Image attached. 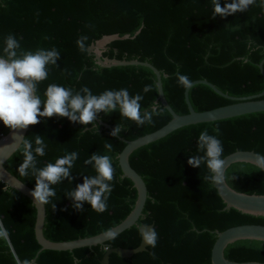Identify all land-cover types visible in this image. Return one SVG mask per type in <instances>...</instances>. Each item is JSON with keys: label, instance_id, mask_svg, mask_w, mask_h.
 I'll list each match as a JSON object with an SVG mask.
<instances>
[{"label": "trees", "instance_id": "trees-1", "mask_svg": "<svg viewBox=\"0 0 264 264\" xmlns=\"http://www.w3.org/2000/svg\"><path fill=\"white\" fill-rule=\"evenodd\" d=\"M220 3L223 6L225 0ZM259 4L257 0L244 12L213 18L211 0H0V54L8 34L18 39L23 50L56 48L61 53L58 67L49 65L48 79L38 85L42 98L51 83L74 90L87 86L93 94L126 88L132 95H143L142 110L153 103L160 108L153 123L142 126L122 118L118 111L101 112L96 120L97 131L91 124L85 126L56 116L40 118V123L30 125L26 138L34 143L35 135H41L47 145L46 155L37 157L38 166L72 151L79 153L71 169L73 180L53 185L56 195L45 205V237L72 240L98 234L121 222L133 208L137 191L133 182L123 176L117 156L126 140L153 132L171 119L170 113L156 101V77L150 68L102 67L88 47L105 35H119V39L105 45L101 56L138 59L154 65L161 71L168 103L176 113L186 114L185 87L177 82V72L186 75L190 82L206 79L237 97L264 89L258 67L264 58V8ZM82 35L88 38L85 51L76 43ZM145 85H152V90L144 93ZM189 100L196 111L233 102L205 84L191 86ZM116 124L122 131L113 137L110 132ZM217 125L223 157L235 150H253L264 155V111L185 125L137 148L130 154L129 163L147 187L142 213L136 224L102 244L39 251L32 200L0 180V228L5 231L0 236V264H100L108 246L137 247L141 242V223L153 224L157 234L155 246L148 245L145 251L129 257L112 253L111 264H212L211 249L217 231L239 224L264 225V215L225 208L213 181L205 179L209 175L206 166L192 167L187 162L191 156L201 154L196 145L199 133L207 129L209 134L216 135L213 129ZM9 130L0 121V137ZM107 143L113 146L110 152L104 147ZM94 152L109 155L116 170L108 209L103 213L95 212L87 203L83 212L78 211L65 195L83 182L84 175L94 174L92 167L84 163ZM22 161V150L18 149L4 166L34 188V177L18 172ZM224 177L237 191L264 194V170L254 164L232 163ZM224 255L233 261L264 262V241L236 240L225 247Z\"/></svg>", "mask_w": 264, "mask_h": 264}, {"label": "clouds", "instance_id": "clouds-1", "mask_svg": "<svg viewBox=\"0 0 264 264\" xmlns=\"http://www.w3.org/2000/svg\"><path fill=\"white\" fill-rule=\"evenodd\" d=\"M257 0H225L221 6L220 0H211V15L226 17L237 12L246 11L249 6L256 4ZM259 7L264 8V0H260ZM87 36H80L76 43L81 51L86 50ZM0 54V121L8 129L12 130V143L3 148L10 150H22L23 161L18 167L21 176L31 175L35 180V187L31 190L34 202L40 205L50 203L56 195L53 185L66 179L72 181L71 169L78 159L79 153L72 151L38 166L37 157L46 155L47 145L41 135H35L34 143L26 138L18 130L27 129L30 125L40 123V118L53 116L67 118L70 122L81 125L95 126L97 131V117L103 112L110 114L118 111L122 118L133 121L137 126L153 123V116L160 115V108L153 103L149 109H143L141 101L143 95H132L126 88L119 90L108 89L100 94H93L84 86L79 90L65 87L60 84H48L43 92V98L38 94V85L48 79L49 65L58 67L57 61L61 53L56 48H38L34 51L23 50L18 39L13 34L4 37V46ZM177 82L188 87L190 81L186 75L176 73ZM152 90V85H145L143 92ZM42 109V110H41ZM122 131L120 125L111 130L110 135L117 137ZM213 131L216 135L209 134L207 129L201 131L197 138V151L200 155L191 156L188 164L192 167H200L204 164L209 171L205 179L220 182L225 179L223 171L225 160L223 159V145L218 138L219 125ZM104 147L110 152L112 144ZM84 163L94 170L93 175H84L83 182L76 184L74 188L65 193L72 201V207L83 212L87 203L97 213H103L108 209V198L113 191V181L116 179L115 168L109 155L92 153ZM0 165L3 160L0 159ZM55 204L53 205V209ZM5 231L0 228V236ZM145 244L155 246L157 234L155 230L143 232ZM107 237L115 238V232L109 231ZM75 259V258H73Z\"/></svg>", "mask_w": 264, "mask_h": 264}, {"label": "water", "instance_id": "water-1", "mask_svg": "<svg viewBox=\"0 0 264 264\" xmlns=\"http://www.w3.org/2000/svg\"><path fill=\"white\" fill-rule=\"evenodd\" d=\"M124 35L123 37H127ZM120 36L117 34L105 35L101 39L97 40L95 43L91 44L88 47V51H93L95 60L98 65L102 67L110 66H125V65H143L150 68L156 77V85L158 91V97L156 101H159L161 105L170 113L171 119L164 124L162 127L157 130L147 133L145 135L139 136L133 140H126L124 148L118 154V163L122 170L124 177L129 178L133 182V186L137 191V198L133 205V208L128 213V215L117 225L100 232L98 234L72 239L65 241H54L45 237L43 233V226L45 222L46 210L45 205H40L34 202V198L31 196V190L33 189L15 175H13L7 168L4 166V162L16 151L3 148L4 145L11 144L12 141V130H9L8 133L0 137V159L3 160V165H0V180L7 184L8 186L16 189L22 194L29 197L36 209V219L34 224V234L35 238L40 245V250L49 249V250H72L75 248L93 246L97 244H102L110 240L107 237L109 231L115 232V236L120 234L125 229L136 224L144 207L146 198H147V187L141 177V175L130 165L129 156L130 154L139 147L147 145L151 142H154L160 138H163L173 130L180 128L185 125L209 122L214 120L225 119L233 116H238L247 113L261 112L264 111V89L256 94L248 96H232L221 89L216 87L212 82L206 79H196L190 82L188 87H185L184 98L186 105L188 107V113L178 114L168 103L162 86V75L161 71L157 69L154 65L148 61H142L138 59H118V58H109L102 57V50L105 45L114 40L119 39ZM263 60L258 64L260 72L264 78V69H263ZM195 84H205L212 88L217 94L233 100L232 103L227 105L219 106L213 109H208L204 111H196L189 100V89ZM102 124V122H100ZM109 127V125L104 124ZM30 127V126H29ZM18 130L22 135H26L28 129ZM225 160V167L223 174H225L226 169L230 164L235 162H248L254 164L264 170V155L253 150H235L223 157ZM213 184L225 202V208H236L244 213H250L254 215H264V194H248L244 192L237 191L230 187L226 180L216 182L213 181ZM141 234V242L135 248H124V247H106V250L100 259V264H111L110 263V254L116 253L120 257H129L138 252L145 251L147 249V244L143 240V232L148 230H153V224L146 225L141 223L138 227ZM239 239H256L264 241V225L262 224H239L228 227L223 231H217L216 240L211 249V262L212 264H264L260 261H233L229 260L224 255V249L229 244ZM38 251V252H39ZM35 262V259L32 260Z\"/></svg>", "mask_w": 264, "mask_h": 264}]
</instances>
